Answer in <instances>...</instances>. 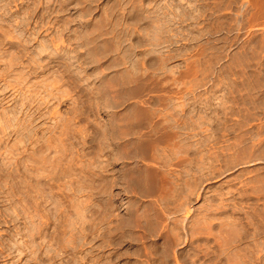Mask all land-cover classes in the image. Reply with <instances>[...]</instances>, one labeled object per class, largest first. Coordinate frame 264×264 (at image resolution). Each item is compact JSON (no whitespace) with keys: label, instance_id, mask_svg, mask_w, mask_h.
Instances as JSON below:
<instances>
[{"label":"rangeland","instance_id":"rangeland-1","mask_svg":"<svg viewBox=\"0 0 264 264\" xmlns=\"http://www.w3.org/2000/svg\"><path fill=\"white\" fill-rule=\"evenodd\" d=\"M0 264H264V0H0Z\"/></svg>","mask_w":264,"mask_h":264}]
</instances>
